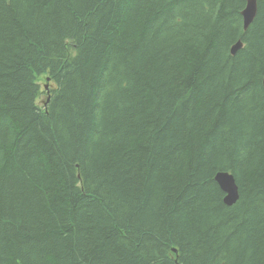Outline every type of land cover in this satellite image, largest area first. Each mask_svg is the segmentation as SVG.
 <instances>
[{
	"label": "trees",
	"instance_id": "obj_1",
	"mask_svg": "<svg viewBox=\"0 0 264 264\" xmlns=\"http://www.w3.org/2000/svg\"><path fill=\"white\" fill-rule=\"evenodd\" d=\"M246 1L0 0V264H264Z\"/></svg>",
	"mask_w": 264,
	"mask_h": 264
},
{
	"label": "water",
	"instance_id": "obj_2",
	"mask_svg": "<svg viewBox=\"0 0 264 264\" xmlns=\"http://www.w3.org/2000/svg\"><path fill=\"white\" fill-rule=\"evenodd\" d=\"M257 13V6H256V0H247L246 1V6L244 10L242 11V17H243V27L245 28L246 26L249 25L250 22L254 19L255 15ZM243 43L236 42L233 43L230 47V53L231 55L236 54V52L242 47ZM262 86L264 88V77L262 78ZM222 175L225 178H227L230 187L228 188L229 184H223V191H225L227 194L224 197V202L228 205L234 203L238 197V191H237V186L236 182L234 181L233 177L227 173H218L215 176V179L218 180V176Z\"/></svg>",
	"mask_w": 264,
	"mask_h": 264
},
{
	"label": "bare ground",
	"instance_id": "obj_3",
	"mask_svg": "<svg viewBox=\"0 0 264 264\" xmlns=\"http://www.w3.org/2000/svg\"><path fill=\"white\" fill-rule=\"evenodd\" d=\"M12 5V4H11ZM246 6V5H245ZM256 6H257V0H256ZM245 8V7H244ZM244 10V9H243ZM242 10V11H243ZM241 14H242V12H241ZM256 16V15H255ZM243 18V17H242ZM255 18V17H254ZM253 21V20H252ZM251 23V22H250ZM249 23V24H250ZM248 26H246L245 28H247ZM244 28V27H243ZM237 42H239V41H237ZM241 43V42H240ZM227 173V174H229V175H231L232 177H233V179H234V181H235V177H234V175L232 174V173H230V172H227V171H219V172H217L216 174H218V173ZM216 174H215V176H216ZM215 176H214V178H215ZM216 181L218 182V184H219V186H221L222 188H223V184H229V182H228V180H227V178H225L224 176H222V175H219L218 176V180L216 179ZM236 182V181H235ZM236 184V186H237V191H238V185H237V183H235ZM220 187V188H221ZM230 187V184L228 185V188ZM221 188V189H222ZM222 191H223V189H222ZM224 192V196H223V202H224V197L226 196V192L225 191H223ZM238 197H239V192H238ZM238 197H237V199H238ZM237 199H236V201H237ZM235 201V202H236ZM234 202V203H235ZM234 203H232V204H234ZM226 203L224 202V205H225ZM232 204H230V205H228V204H226L225 206H227V207H229V206H231ZM130 246V245H129Z\"/></svg>",
	"mask_w": 264,
	"mask_h": 264
},
{
	"label": "rangeland",
	"instance_id": "obj_4",
	"mask_svg": "<svg viewBox=\"0 0 264 264\" xmlns=\"http://www.w3.org/2000/svg\"><path fill=\"white\" fill-rule=\"evenodd\" d=\"M38 82H39V85L41 88H43V86L47 87L46 89H42V90H44V92L40 95V97L37 100L38 102L43 103L45 98H46L45 90L49 89V82L45 81L44 76H40Z\"/></svg>",
	"mask_w": 264,
	"mask_h": 264
}]
</instances>
